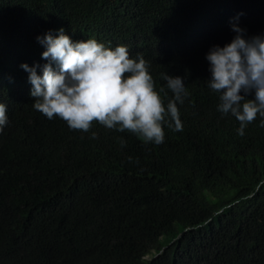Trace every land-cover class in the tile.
<instances>
[{
  "label": "trees",
  "instance_id": "trees-1",
  "mask_svg": "<svg viewBox=\"0 0 264 264\" xmlns=\"http://www.w3.org/2000/svg\"><path fill=\"white\" fill-rule=\"evenodd\" d=\"M234 23L264 36V0H0V264H264V117L239 135L207 82ZM59 27L142 56L165 106L163 76L182 77V131L166 116L155 144L35 110L21 65Z\"/></svg>",
  "mask_w": 264,
  "mask_h": 264
},
{
  "label": "clouds",
  "instance_id": "clouds-1",
  "mask_svg": "<svg viewBox=\"0 0 264 264\" xmlns=\"http://www.w3.org/2000/svg\"><path fill=\"white\" fill-rule=\"evenodd\" d=\"M232 30L236 35L230 43L213 46L206 54L210 64L207 82L220 94L218 110L239 121L237 131L243 136L258 114L264 117V36L245 38V30L235 23ZM37 40L45 48L41 57L47 62L21 67L29 74L34 109L48 119L58 117L83 132L98 123L155 144L164 140L166 116L176 131H182L177 107L187 96L182 77L163 76L173 93L165 106L147 62L142 56L130 58L126 46L113 49L91 38L74 42L63 28L55 36L49 31ZM6 113V105L0 103V128L7 124Z\"/></svg>",
  "mask_w": 264,
  "mask_h": 264
},
{
  "label": "rangeland",
  "instance_id": "rangeland-1",
  "mask_svg": "<svg viewBox=\"0 0 264 264\" xmlns=\"http://www.w3.org/2000/svg\"><path fill=\"white\" fill-rule=\"evenodd\" d=\"M147 259H148V257H147Z\"/></svg>",
  "mask_w": 264,
  "mask_h": 264
}]
</instances>
